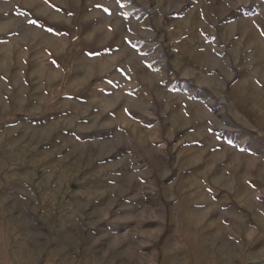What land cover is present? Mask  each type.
<instances>
[{"label": "rangeland", "instance_id": "1", "mask_svg": "<svg viewBox=\"0 0 264 264\" xmlns=\"http://www.w3.org/2000/svg\"><path fill=\"white\" fill-rule=\"evenodd\" d=\"M0 264H264V0H0Z\"/></svg>", "mask_w": 264, "mask_h": 264}]
</instances>
